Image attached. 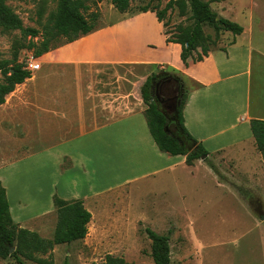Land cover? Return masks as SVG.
<instances>
[{
	"label": "crops",
	"instance_id": "crops-1",
	"mask_svg": "<svg viewBox=\"0 0 264 264\" xmlns=\"http://www.w3.org/2000/svg\"><path fill=\"white\" fill-rule=\"evenodd\" d=\"M128 17L38 58L40 68L0 105V187L20 228L52 239L58 197L83 201L92 214L90 231L110 206L130 209L121 200L129 199L132 185L195 166L161 152L150 132L141 90L156 67L188 88L185 127L209 158L256 148L251 121L264 120V36L255 41L254 17L242 35L188 65L156 13ZM148 194L150 201L140 203L148 214L186 210L165 190Z\"/></svg>",
	"mask_w": 264,
	"mask_h": 264
},
{
	"label": "rangeland",
	"instance_id": "rangeland-1",
	"mask_svg": "<svg viewBox=\"0 0 264 264\" xmlns=\"http://www.w3.org/2000/svg\"><path fill=\"white\" fill-rule=\"evenodd\" d=\"M215 12L224 18L251 27L250 16L254 17V38L264 36V0H205ZM169 0H131L130 14L144 7L162 11ZM5 3L20 18L25 29H36L38 36L25 37L21 30L4 31L0 27V62H12L16 50L30 41L40 44L46 28H50L57 10L56 0H5ZM89 10L86 17L95 20L98 28L111 26L128 20L129 13H120L112 0H86ZM234 6V8H232ZM234 16H230V15ZM191 13L181 17L179 10L167 12L164 27L173 37L179 26H189ZM207 35L214 30L205 27ZM231 33L223 32L216 48L232 40ZM248 37L245 36V39ZM254 40V39H253ZM67 42L59 38L53 42L57 47ZM37 61L34 51L20 50L19 63L32 64ZM168 68V67H167ZM168 70V69H167ZM154 68L149 76L159 74ZM4 77L0 72V83ZM188 87L195 84L188 82ZM202 161V160H201ZM197 160L194 167L178 166L176 174L165 172L155 182L132 185L129 199L121 202L133 205L125 211L120 206H110L98 215L92 224L87 241L73 242L53 253L55 264H104L107 255L123 257L130 264H154L151 256V240L145 229L171 235V264H264V156L256 148H244L238 156H212L209 161ZM251 163L250 168L244 164ZM166 192L173 203L186 210L173 216L148 214L142 209L141 197L150 201L149 192ZM164 199V198H163ZM154 209H151V211ZM178 210V209H177ZM188 210V211H187ZM129 212V214L127 213ZM37 257L48 259L49 256ZM0 264H17L13 258ZM27 264H36L27 262Z\"/></svg>",
	"mask_w": 264,
	"mask_h": 264
},
{
	"label": "trees",
	"instance_id": "trees-1",
	"mask_svg": "<svg viewBox=\"0 0 264 264\" xmlns=\"http://www.w3.org/2000/svg\"><path fill=\"white\" fill-rule=\"evenodd\" d=\"M101 1L98 0V2ZM150 1L161 2L162 0ZM56 2L57 10L52 17L53 25L45 29L43 41L40 44L30 41L28 45H21L16 50L12 62H0V72L4 77V81L0 83V105L6 102L7 96L18 84L25 82L32 75L28 64L19 63L20 50H33L34 58L38 59L50 50L58 48L59 46H53V42L59 38L66 39V43H71L99 29L95 23L97 18L90 20L85 15L89 10L86 0H56ZM130 2L131 0H112V5L120 13H130ZM176 8L181 17L187 16L190 12L189 19L192 24L179 26L173 37H169L167 33L166 35L169 43L181 45V59L185 65H188L190 58L195 62H201L208 57L209 53L218 46L223 32L231 33L234 37L244 32L240 24L220 16L213 10L211 3L205 0H169L162 11L147 6L140 9V12H154L159 21L164 22L167 12ZM0 27L7 32L21 30L25 37L35 38L39 34L36 29H25L20 18L5 3V0H0ZM205 27L212 28L214 36L207 35ZM162 77L175 81L179 87L174 111L170 117L155 102H152V86ZM141 93L147 105L145 117L160 151L170 156H185L188 166H194L195 162L201 160L202 157H206L205 161L208 162L210 153L185 127L184 108L188 100V88L183 80L175 75L159 72V74L148 77ZM168 127L170 134L165 131ZM251 130L256 148L264 156V120H252ZM54 204L57 209L58 222L53 238L46 239L36 232L20 228L13 221L6 190L0 187L1 259L13 258L17 264H27V262L55 264L53 253L56 246L71 244L87 237L92 214L85 208L83 201L67 202L55 197ZM145 232L152 242L151 256L154 264H171L172 232L160 234L149 228H146ZM12 248H15L13 253H11ZM38 255L49 257L43 259L37 257ZM104 264L130 263L123 257L107 255Z\"/></svg>",
	"mask_w": 264,
	"mask_h": 264
},
{
	"label": "flooded vegetation",
	"instance_id": "flooded-vegetation-1",
	"mask_svg": "<svg viewBox=\"0 0 264 264\" xmlns=\"http://www.w3.org/2000/svg\"><path fill=\"white\" fill-rule=\"evenodd\" d=\"M178 92V83L167 77H162L152 86L153 102H155L164 113L170 117L174 111V103Z\"/></svg>",
	"mask_w": 264,
	"mask_h": 264
},
{
	"label": "water",
	"instance_id": "water-1",
	"mask_svg": "<svg viewBox=\"0 0 264 264\" xmlns=\"http://www.w3.org/2000/svg\"><path fill=\"white\" fill-rule=\"evenodd\" d=\"M152 102H153V94H152ZM165 131H166V133H169V134H170L169 127L166 128ZM205 159H206V157H202V158H201V160H203V161H204ZM260 219H261L262 221H264V215H262ZM14 251H15V248H12V249H11V253H13Z\"/></svg>",
	"mask_w": 264,
	"mask_h": 264
},
{
	"label": "built area",
	"instance_id": "built-area-1",
	"mask_svg": "<svg viewBox=\"0 0 264 264\" xmlns=\"http://www.w3.org/2000/svg\"><path fill=\"white\" fill-rule=\"evenodd\" d=\"M38 67L37 65V61L35 63L29 64L28 68L29 70L32 72L33 70H35Z\"/></svg>",
	"mask_w": 264,
	"mask_h": 264
}]
</instances>
